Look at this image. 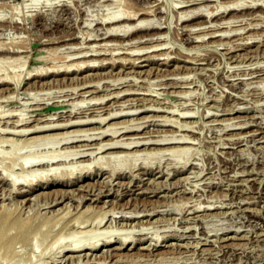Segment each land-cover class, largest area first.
Wrapping results in <instances>:
<instances>
[{
  "label": "rangeland",
  "instance_id": "rangeland-1",
  "mask_svg": "<svg viewBox=\"0 0 264 264\" xmlns=\"http://www.w3.org/2000/svg\"><path fill=\"white\" fill-rule=\"evenodd\" d=\"M0 185V264H264V0H0Z\"/></svg>",
  "mask_w": 264,
  "mask_h": 264
},
{
  "label": "bare ground",
  "instance_id": "bare-ground-1",
  "mask_svg": "<svg viewBox=\"0 0 264 264\" xmlns=\"http://www.w3.org/2000/svg\"><path fill=\"white\" fill-rule=\"evenodd\" d=\"M238 3V2H237ZM240 4L238 3V4H236V6H239ZM130 9V8H129ZM129 9H125V10H123V11H121V12H118V13H116V14H111V15H109L108 17H109V19H110V21H113V23L114 22H118V25H119V23H120V21H122V20H124V23L126 24V20H127V22L128 21H131L132 19H134L135 18V16H137V15H135V14H133V12H131ZM200 9V8H199ZM191 13V12H190ZM138 14V13H137ZM180 15V14H179ZM201 15V14H200ZM108 17H107V19H108ZM184 18V17H183ZM106 18H104V20H105ZM106 19V20H107ZM109 19H108V22H109ZM209 19V18H208ZM218 20V19H217ZM200 22V21H199ZM216 22V21H215ZM130 23V22H129ZM149 23H150V20H138L137 22H135V24H134V26H128V24H124L125 26H119V27H111L110 28V30H109V32H108V35L109 34H111V35H116L117 34V36H118V34H122V33H124V34H127V33H129L130 31H132L133 29H139V28H143V27H145V26H150L149 25ZM197 23V22H196ZM203 23V22H202ZM111 24V23H110ZM151 24V23H150ZM204 24H206L207 25V23H204ZM117 25V26H118ZM152 25V24H151ZM111 26V25H110ZM153 26V25H152ZM199 26V25H198ZM200 27V26H199ZM207 27V26H206ZM147 28V27H146ZM189 28V27H188ZM197 28V27H196ZM202 28V27H201ZM199 29V28H198ZM206 29V28H205ZM226 30V29H225ZM222 27H220L219 26V28H217V30L215 29V31H213L212 33H210V35H212L213 37L212 38H215V37H217V36H215V35H217V33L219 32H222V33H225L226 31H225ZM239 30V29H238ZM198 31V30H197ZM212 31V30H211ZM198 32H200V31H198ZM209 32V31H208ZM221 33V35H218V37H222V36H224L223 34ZM226 34H228V32L226 33ZM152 35V34H151ZM200 36H198V37H203L204 35H208V34H204V35H201V34H199ZM107 36V35H106ZM105 36V37H106ZM110 36V35H109ZM122 36V35H121ZM125 36V35H124ZM90 37V36H89ZM93 37V36H92ZM101 37V36H100ZM110 37H112V36H110ZM205 38V37H204ZM204 38H202V39H204ZM93 39V38H92ZM198 39V38H197ZM85 40V39H84ZM105 42V41H104ZM134 42V41H133ZM91 43V42H90ZM222 43V42H221ZM109 44V43H108ZM131 45V44H130ZM108 47V46H107ZM154 47V46H153ZM73 48V47H72ZM98 48V47H97ZM126 48V47H125ZM103 49V48H102ZM145 49V48H144ZM153 49V48H152ZM158 49V48H157ZM75 50V49H74ZM91 50V49H90ZM89 50V51H90ZM147 50V49H146ZM145 50V51H146ZM97 50H91V52H96ZM99 52H100V50H99ZM81 55H83V54H88V52L86 51V52H84V51H80V52H78L77 53V55H79L80 56V54ZM98 53V52H97ZM117 53V52H116ZM135 53V52H134ZM167 53V52H166ZM131 54V53H130ZM136 54V53H135ZM133 55V54H132ZM147 55V54H146ZM88 56V55H87ZM92 56H96V55H91L90 57H92ZM114 56V55H113ZM71 57V56H70ZM78 57V56H77ZM84 57H86V56H84ZM152 57V56H151ZM72 58V57H71ZM93 58V57H92ZM44 59V58H43ZM91 59V58H90ZM98 59H99V57H98ZM120 59V58H119ZM6 60V59H5ZM91 60H93V59H91ZM126 60V59H125ZM88 61H90V60H88ZM106 61V60H105ZM111 61V60H110ZM114 61V60H113ZM73 62V61H72ZM75 62V61H74ZM73 62V63H74ZM85 62H87L86 61V59H85ZM10 63V62H9ZM82 63V62H81ZM88 63V62H87ZM87 63H85V64H87ZM90 63V62H89ZM98 63V62H97ZM195 63V62H194ZM94 64V63H93ZM101 64V63H100ZM103 64V63H102ZM135 64V63H134ZM67 65V64H66ZM83 65V64H82ZM90 65V64H89ZM72 66V65H71ZM74 66V65H73ZM77 66H78V64H77ZM84 66H86V65H84ZM83 66V67H84ZM88 66V65H87ZM19 67V66H18ZM66 69H68V68H66ZM6 70V69H5ZM88 72V71H87ZM8 76V75H7ZM10 76V75H9ZM5 77V79H6V75L4 76ZM13 77V76H12ZM10 78V77H9ZM100 78V77H99ZM11 79H13V78H11ZM16 79H18V81H17V83L18 82H20V78H18V76L16 77ZM102 79V78H101ZM1 80H2V77H1ZM8 82H9V80H7ZM10 82H11V80H10ZM13 82V81H12ZM95 87V86H94ZM9 89V88H8ZM119 95V94H118ZM5 99V98H4ZM152 107V106H151ZM132 108V107H131ZM136 108V107H135ZM120 113V112H119ZM130 113V112H129ZM132 113V112H131ZM116 114V113H115ZM117 114H118V112H117ZM123 114V113H122ZM124 115V114H123ZM127 115V114H126ZM187 115V114H186ZM114 116V115H113ZM191 116V115H190ZM8 117V116H7ZM22 121H23V119H22ZM90 121V120H89ZM18 122H20V120L18 121ZM169 122V121H168ZM22 123V122H21ZM25 124V123H24ZM181 124V123H180ZM248 124V123H247ZM11 126V125H10ZM62 125H60V127H61ZM186 126V125H185ZM233 126H235V125H233ZM245 126V125H244ZM51 127V126H50ZM55 127V126H54ZM53 127V129H55ZM57 127V126H56ZM182 127V126H181ZM59 128V127H58ZM8 129V128H7ZM51 129V128H50ZM111 129V128H110ZM6 130V129H5ZM40 130V129H39ZM111 130H107V133L108 132H110ZM24 132V131H23ZM31 132V131H30ZM125 132V131H124ZM104 134H106V131L103 133V135ZM102 135V136H103ZM108 135V134H107ZM181 138L182 137H180V141H181ZM53 139V138H52ZM51 138L49 139V141H55V140H52ZM167 139V138H166ZM165 139V140H166ZM173 139V138H172ZM172 139H170V140H172ZM186 139V138H185ZM20 140V139H19ZM64 140H68V139H64ZM164 140V139H163ZM162 140V141H163ZM174 140V139H173ZM176 140V139H175ZM188 140H190V139H188ZM192 140V139H191ZM43 141H48V140H34V141H32V142H30V143H28V144H26V145H22L21 146V150L24 148H28V147H31L33 144V142L35 143V144H37V143H40V142H43ZM48 141V142H49ZM115 141V140H114ZM157 141V140H156ZM155 141V142H156ZM168 142H170L169 140H167ZM176 141H178V140H176ZM187 141V140H186ZM6 142V141H5ZM56 142V141H55ZM119 142H120V140H119ZM123 142V141H122ZM130 142V141H129ZM158 142H160L161 143V140L160 141H158ZM165 142V141H164ZM172 142H174V141H172ZM192 142V141H191ZM11 143V142H10ZM14 143V142H13ZM60 143V142H59ZM138 144V142H135V141H133V142H130V143H128V144H126L127 145V147L128 146H132L133 144ZM141 143V142H140ZM153 143V142H152ZM159 143V144H160ZM178 143H182V144H184L185 142L182 140L181 142H179L178 141ZM54 144H57V143H54ZM61 144V143H60ZM117 144H120L121 145V143H118V142H114L113 144H111V146H117ZM124 144V143H123ZM122 144V145H123ZM136 144V145H137ZM149 144V143H148ZM162 144H163V142H162ZM164 144H166V143H164ZM187 144V143H186ZM107 145V144H106ZM110 145V144H109ZM119 145V146H120ZM125 145V144H124ZM123 145V146H124ZM140 145V144H139ZM179 145V144H178ZM188 145V144H187ZM20 146V145H19ZM104 146V145H103ZM23 147V148H22ZM108 147V146H107ZM173 147V146H172ZM175 147V146H174ZM179 147V146H178ZM185 147V146H184ZM16 148H18V147H14L13 148V151H12V153H13V156H14V153L16 154V151L17 150H15ZM131 148V147H130ZM100 149H102V148H100ZM105 149V148H104ZM124 149V148H123ZM20 150V151H21ZM99 150V149H98ZM103 150V149H102ZM105 151V150H104ZM172 151V150H171ZM170 151V152H171ZM74 153H75V151H73ZM73 152H67L68 154H65V155H63V156H66V157H69V156H71L72 155V153ZM167 152V151H166ZM169 152V153H170ZM12 153H10L9 155H11ZM142 153V152H141ZM152 153V152H151ZM156 153H157V151H156ZM187 153H189V151H188V149H185V148H182V149H180V148H177V149H173V151L171 152V154H170V157L171 158H177L178 159V157H180V158H182V159H185L187 156H188V154ZM164 154V153H163ZM9 155L8 156H6V157H9ZM74 155V154H73ZM72 155V156H73ZM77 155V154H76ZM124 155V154H123ZM132 155H133V153H132ZM145 155V154H144ZM157 155V154H156ZM161 155V154H160ZM137 156V155H136ZM135 156V157H136ZM5 157V158H6ZM11 157V156H10ZM114 157H116V156H114ZM133 157V156H132ZM132 157H121V156H119L118 157V159H115L116 160V167H114L113 165L115 164V161L112 159V161L111 160H109V161H111V162H113L111 165L113 166L112 167V169L113 170H117L118 171V169L117 168H119L120 167V169L119 170H121V168H122V166L124 167V165H126V164H128L129 165V163H133L134 162V164H132V165H135L136 163H138L141 159H143V161H144V163L145 164H151L152 163V160H154V159H157L158 157H159V155H158V157L157 156H155L154 154L152 155H150V154H147V156H142L141 155V157H144V158H141L140 159V157H139V155H138V157L139 158H133V161H130V158H131V160H132ZM157 157V158H156ZM110 158V157H109ZM108 158V159H109ZM113 158V157H112ZM117 158V157H116ZM176 159V160H177ZM150 160H151V162H150ZM175 160V159H174ZM180 160V159H179ZM178 161V160H177ZM103 162V161H102ZM161 162V161H160ZM36 163H38V162H36ZM99 163V162H98ZM108 163V162H107ZM110 163V162H109ZM180 163V162H179ZM101 164V163H100ZM117 164H118V166H117ZM99 165V164H98ZM110 165V166H111ZM128 165H127V167H128ZM105 166H107L106 164H102L100 167H104L105 168ZM109 166V167H110ZM23 167V166H22ZM126 167V166H125ZM135 167V166H134ZM25 168V167H24ZM107 169V168H106ZM111 168H110V170H112ZM123 169V168H122ZM25 170V169H24ZM27 171V170H26ZM26 171H24V172H26ZM4 172H5V170H4ZM23 173V172H22ZM32 173V172H31ZM35 173V172H34ZM113 173H115V172H113ZM117 173V172H116ZM25 174V173H24ZM23 174V175H24ZM27 174V173H26ZM36 175H38V173L36 174ZM41 174L39 173V176H40ZM141 175V174H140ZM21 177H23V176H21ZM25 177V176H24ZM23 177V178H24ZM27 178V177H26ZM36 178H37V176H36ZM5 179V178H4ZM7 179V178H6ZM13 179V178H12ZM17 178H15V179H13V184L15 183V185H17V183L19 182H23V180H21V181H18V180H16ZM18 181V182H17ZM25 181H27V180H25ZM17 182V183H16ZM26 183V182H25ZM27 183H28V181H27ZM32 184V183H31ZM1 186V185H0ZM99 196V195H98ZM210 206V205H209ZM213 206V205H212ZM200 208V207H199ZM1 213H2V211H1ZM4 213H6V211L4 212ZM9 213V212H8ZM7 214V213H6ZM85 214V213H84ZM81 215V214H80ZM87 215V214H86ZM125 215V214H124ZM15 216V215H14ZM1 217V216H0ZM3 217H4V214H3ZM17 217V216H16ZM62 217V216H61ZM81 217H82V215H81ZM84 217V216H83ZM82 217V218H83ZM2 218V217H1ZM13 218V217H12ZM11 218V219H12ZM93 218V217H92ZM131 218V217H130ZM4 219V218H3ZM14 219V218H13ZM17 219V218H16ZM60 219V218H59ZM64 219V218H63ZM19 220H20V218H19ZM18 220V221H19ZM49 220V219H48ZM51 220V219H50ZM50 220H49V222H50ZM86 220V219H85ZM104 220V217H102V218H99L98 220H97V222H98V225L99 224H101L102 223V221ZM18 221H15V222H18ZM21 221V220H20ZM33 221H34V219H33ZM56 221V220H55ZM76 221V220H75ZM8 222V221H7ZM11 222V221H10ZM14 222V221H13ZM58 222V221H57ZM61 222V221H60ZM79 222V221H78ZM81 222V221H80ZM52 223V222H51ZM63 223V222H62ZM86 223H88V222H86ZM85 223V224H86ZM36 224V223H35ZM44 224V223H43ZM74 224H76V223H74ZM11 225V224H10ZM31 225V224H30ZM32 225H33V223H32ZM46 225H47V223H46ZM50 225V224H49ZM49 225H47V227H49ZM54 225H56L57 226V224H54ZM58 225H60V224H58ZM17 227H18V225H16ZM26 226V225H25ZM28 226V225H27ZM35 226V225H34ZM42 226V225H41ZM71 226V225H70ZM10 227V226H9ZM13 227H15V226H13ZM17 227H15V228H17ZM45 227V226H44ZM51 227H53V226H51ZM7 228H8V225H7ZM68 228V227H67ZM34 229V228H33ZM33 229H32V231H33ZM48 229V228H47ZM97 229V228H96ZM19 230V229H18ZM17 230V231H18ZM51 230V229H50ZM1 231H3V230H1ZM0 231V232H1ZM5 231V230H4ZM46 231V230H45ZM97 231V230H96ZM96 231H89V232H78V233H76V234H74V236H72L71 235V238H72V240L71 241H69V243L67 244V245H65V246H63L64 244L63 243H65V242H68L67 240H64V234L62 235V237H59L55 242H53V244H51V246H50V248L49 249H55V248H59V249H62L63 251H67V252H77V251H79V250H81L82 248H85L86 246L88 247V246H90V248H92V249H96L99 245H98V243H97V241H99L100 240V238H99V234H97V232ZM20 232H22V231H20ZM42 232V231H41ZM65 232V231H64ZM67 232V231H66ZM76 231H74V233H75ZM7 233V232H6ZM8 233H9V230H8ZM23 233V232H22ZM31 233V232H30ZM35 233V232H34ZM40 233V232H39ZM54 233V232H53ZM68 233V232H67ZM36 234H37V232H36ZM2 235V234H1ZM29 235V234H28ZM35 235V234H34ZM34 235H32V236H34ZM39 235V234H38ZM42 235H43V233H42ZM47 235V234H46ZM57 235V234H56ZM11 236V235H10ZM20 236H22V235H20ZM19 236V237H20ZM48 236H50V235H48ZM112 236L113 235H111V236H108V238H105V243L107 244V243H110V241H111V238H112ZM3 237V236H2ZM24 237H25V233H24ZM7 238V237H6ZM5 238V239H6ZM39 237L38 236H36V240L35 241H37L38 242V239ZM40 238H41V236H40ZM43 238V237H42ZM69 240L71 239V238H69V236L67 237ZM99 238V239H98ZM225 238V237H224ZM12 239V238H11ZM33 239V238H32ZM45 239V238H44ZM50 239H52V238H50ZM235 239V238H234ZM4 240V239H3ZM8 240H10V239H8ZM104 240V239H103ZM123 240H125L124 241V243L126 242V240H128V238L126 237L125 239H123ZM23 241V240H22ZM33 241H34V239H33ZM34 241V242H35ZM45 241H47V240H45ZM65 241V242H64ZM101 241V240H100ZM11 242V241H10ZM44 242V241H43ZM48 242V241H47ZM47 242H46V245H47ZM63 242V243H62ZM88 242V243H87ZM1 243V242H0ZM15 243V242H14ZM19 243H20V241H19ZM36 243V242H35ZM35 243L33 244V243H31V244H33L34 246H35ZM5 244H7L6 242H5ZM10 244V243H9ZM23 244V243H22ZM38 243H36V245H37ZM19 245V244H18ZM98 245V246H97ZM15 246V245H14ZM33 246V247H34ZM92 246V247H91ZM10 247V246H9ZM37 247V246H36ZM48 249V250H49ZM35 250H36V248H35ZM47 250V251H48ZM9 251V250H8ZM82 251V250H81ZM18 252V251H17ZM35 252V251H34ZM8 253V252H7ZM45 253H46V251H45ZM15 255H18L16 252H15ZM78 255V254H77ZM87 255V254H86ZM82 256V255H81ZM28 262H29V260H28ZM30 263H31V261H30ZM27 264H29V263H27ZM72 264V263H71Z\"/></svg>",
  "mask_w": 264,
  "mask_h": 264
}]
</instances>
